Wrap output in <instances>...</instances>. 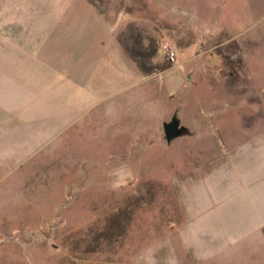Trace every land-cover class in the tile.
Here are the masks:
<instances>
[{"label": "rangeland", "instance_id": "374dc122", "mask_svg": "<svg viewBox=\"0 0 264 264\" xmlns=\"http://www.w3.org/2000/svg\"><path fill=\"white\" fill-rule=\"evenodd\" d=\"M174 116L188 133L168 144ZM258 138L264 0H0V264L51 242L264 264V242L206 227L202 207L192 260L185 246L190 191Z\"/></svg>", "mask_w": 264, "mask_h": 264}, {"label": "crops", "instance_id": "0c3cea01", "mask_svg": "<svg viewBox=\"0 0 264 264\" xmlns=\"http://www.w3.org/2000/svg\"><path fill=\"white\" fill-rule=\"evenodd\" d=\"M182 57L183 55H180V59H184ZM225 148H230V142L226 143ZM230 159L226 165L224 164L221 172L212 176L204 194L199 190L190 191V197H197L198 201L192 206V209L195 206L198 209L191 210L190 217L185 221V228L189 229L190 238L189 243L185 244V239L184 244L189 246L191 260L199 246L196 230L203 226L198 224L201 221L198 216L199 207L203 208L201 212L204 213L203 220L206 221V227L238 230V237H242L244 230L248 237L254 235L251 240H254L255 244L262 245L264 242V140L258 138L252 142H243L238 152H232ZM177 196L182 198L185 195L180 192ZM210 216L212 220L209 219ZM228 235L235 236V233L231 231ZM243 243V240L239 242L240 245ZM228 244L232 243L228 242ZM176 252L173 255L179 259V264H186L184 262L186 258L183 259ZM43 254L41 259L29 255L28 260L36 264L38 260H40L39 264H141L140 255L121 256L116 252H107L103 248L98 252L86 254L80 251L74 252L72 249L67 251L57 242L48 244Z\"/></svg>", "mask_w": 264, "mask_h": 264}, {"label": "water", "instance_id": "95a60500", "mask_svg": "<svg viewBox=\"0 0 264 264\" xmlns=\"http://www.w3.org/2000/svg\"><path fill=\"white\" fill-rule=\"evenodd\" d=\"M163 128L168 144H171L175 139L188 133L187 127L183 126L176 116L171 121L165 122Z\"/></svg>", "mask_w": 264, "mask_h": 264}, {"label": "clouds", "instance_id": "9594fccd", "mask_svg": "<svg viewBox=\"0 0 264 264\" xmlns=\"http://www.w3.org/2000/svg\"><path fill=\"white\" fill-rule=\"evenodd\" d=\"M138 255L141 256V264H158L155 249L142 250ZM164 264H179V259L174 255H169L165 258Z\"/></svg>", "mask_w": 264, "mask_h": 264}, {"label": "built area", "instance_id": "2783aa9c", "mask_svg": "<svg viewBox=\"0 0 264 264\" xmlns=\"http://www.w3.org/2000/svg\"><path fill=\"white\" fill-rule=\"evenodd\" d=\"M161 52L166 57L167 61L174 64L178 61V49L171 43H163L161 46Z\"/></svg>", "mask_w": 264, "mask_h": 264}]
</instances>
